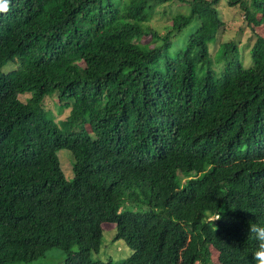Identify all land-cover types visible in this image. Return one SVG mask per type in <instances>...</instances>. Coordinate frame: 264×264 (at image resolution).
Wrapping results in <instances>:
<instances>
[{"label": "trees", "instance_id": "16d2710c", "mask_svg": "<svg viewBox=\"0 0 264 264\" xmlns=\"http://www.w3.org/2000/svg\"><path fill=\"white\" fill-rule=\"evenodd\" d=\"M219 1L10 0L0 13V264L53 248L64 264H214L212 248L218 264H255L264 0H227L251 36L213 53L227 25ZM157 15L172 20L164 31L150 24ZM9 62L17 68L4 73ZM105 222L132 250L117 263L93 257Z\"/></svg>", "mask_w": 264, "mask_h": 264}, {"label": "rangeland", "instance_id": "374dc122", "mask_svg": "<svg viewBox=\"0 0 264 264\" xmlns=\"http://www.w3.org/2000/svg\"><path fill=\"white\" fill-rule=\"evenodd\" d=\"M174 3V2H173ZM171 3V4H173ZM170 4L166 3L165 7ZM175 9L187 12L189 11V4L186 3V5H180L177 3L173 4ZM164 7V6H163ZM217 8L219 10V13L221 16L226 20V32L224 35L220 38V41L216 44L211 45L212 52L214 53L217 50V47H219V44L225 41H228L230 39H235L237 41L242 42L241 45H244L247 41V39L251 36V32L249 27L246 26L244 23V18L242 13L240 12L238 7H231L227 3V0H220ZM170 17H166V19L161 15H157V18L153 19L151 21V25L154 27L159 28L161 31H164L166 29V26L171 24L172 20L169 19ZM195 23V22H194ZM264 32V29H262ZM191 34V31H189V28L185 29L184 32L180 35V40H187ZM176 44V42H175ZM249 48H246L244 50L241 48L240 52V58L243 60L245 66H250L252 63V57L251 52L248 50ZM15 63H9L6 66V70H10L12 68H15ZM29 94L20 95V99L22 101H26L27 97H29ZM56 95H47L45 98V105L47 108H50L51 110H54L55 113H57L58 108L55 104ZM69 111V109H67ZM67 111L63 114H59L57 119H64L66 117ZM61 167L64 171V174L68 180H72L74 177V171H73V157L69 150L63 148L60 149L58 152ZM104 233H103V242L101 245V249L99 250V253L93 252L94 258H99L102 260H109L110 258L114 263H117L121 261L123 258L129 256L132 252L131 248L125 243L124 240H114V232H115V223L111 222H105L103 223ZM103 247V248H102ZM212 260L214 264H218V252L217 250L212 248ZM65 263V254L64 252L59 248H53L49 252L46 253L44 257H40L36 261H34L31 264H64Z\"/></svg>", "mask_w": 264, "mask_h": 264}, {"label": "clouds", "instance_id": "9594fccd", "mask_svg": "<svg viewBox=\"0 0 264 264\" xmlns=\"http://www.w3.org/2000/svg\"><path fill=\"white\" fill-rule=\"evenodd\" d=\"M9 10H10V0H0V13H7ZM9 63H13V62H9ZM8 64L3 66L2 68L4 73H9L11 72L12 69H14L12 68L10 70H6L5 68ZM15 68H17V63H16ZM20 95H23V94H20ZM219 219H220V216L214 220H219ZM248 232H249V237L256 240L258 243V247L252 256L253 260L255 264H264V225H260L257 223H250Z\"/></svg>", "mask_w": 264, "mask_h": 264}]
</instances>
